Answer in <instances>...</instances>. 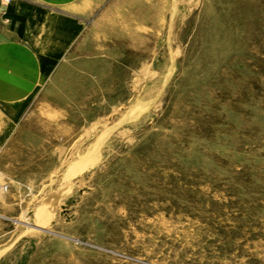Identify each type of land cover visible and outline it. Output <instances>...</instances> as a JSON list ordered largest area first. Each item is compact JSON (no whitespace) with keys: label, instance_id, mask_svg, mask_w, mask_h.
<instances>
[{"label":"rangeland","instance_id":"obj_1","mask_svg":"<svg viewBox=\"0 0 264 264\" xmlns=\"http://www.w3.org/2000/svg\"><path fill=\"white\" fill-rule=\"evenodd\" d=\"M68 9L0 137V264H264V0Z\"/></svg>","mask_w":264,"mask_h":264},{"label":"crops","instance_id":"obj_2","mask_svg":"<svg viewBox=\"0 0 264 264\" xmlns=\"http://www.w3.org/2000/svg\"><path fill=\"white\" fill-rule=\"evenodd\" d=\"M77 0H0V137L49 79L75 37Z\"/></svg>","mask_w":264,"mask_h":264},{"label":"bare ground","instance_id":"obj_3","mask_svg":"<svg viewBox=\"0 0 264 264\" xmlns=\"http://www.w3.org/2000/svg\"><path fill=\"white\" fill-rule=\"evenodd\" d=\"M151 75V74H150ZM148 109V104L141 101V100H136L135 102H133L128 108H126V110L123 112V114L120 116V119L118 120V122H115L116 124L114 126H112V128L108 131V134H110L109 132H113L116 128L120 127L121 125L123 124H127V123H132V122H135L137 120L140 119V117L144 114L145 111H147ZM114 124V123H113ZM106 131V132H107ZM104 133V132H102ZM106 134V133H105ZM105 134L104 137H105ZM107 135V134H106ZM103 137V136H102ZM103 140V139H102ZM102 141L99 142V144L101 143ZM103 143V142H102ZM98 144V145H99ZM88 150H92V149H88ZM88 156L90 154H87ZM85 156H86V153H85ZM88 156H86L88 158ZM85 158V157H84ZM94 157H92L93 159ZM97 158V157H96ZM90 159V158H89ZM98 159V158H97ZM85 160V159H83ZM94 161L96 159H93ZM92 160H90L91 162ZM93 162V161H92ZM86 167V165H84ZM38 227V226H37ZM40 229V227H38ZM43 229V228H41ZM45 230V229H43Z\"/></svg>","mask_w":264,"mask_h":264},{"label":"built area","instance_id":"obj_4","mask_svg":"<svg viewBox=\"0 0 264 264\" xmlns=\"http://www.w3.org/2000/svg\"><path fill=\"white\" fill-rule=\"evenodd\" d=\"M1 1H2V3H3L4 5H7L8 3H10L11 0H1ZM3 189H4V190H7V187L4 186Z\"/></svg>","mask_w":264,"mask_h":264}]
</instances>
